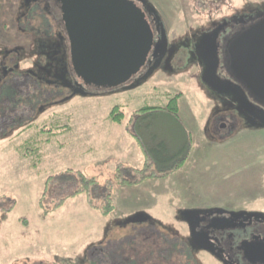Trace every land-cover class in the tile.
<instances>
[{"label":"rangeland","instance_id":"obj_1","mask_svg":"<svg viewBox=\"0 0 264 264\" xmlns=\"http://www.w3.org/2000/svg\"><path fill=\"white\" fill-rule=\"evenodd\" d=\"M148 1L164 22L169 44L232 12L264 7V0ZM17 2L0 0V42H4L0 48L17 41L11 30ZM171 67H161L131 89H96L39 111L43 97L33 88L16 86L18 94L10 96L14 102L0 115V264H129L128 244L138 239L139 262L134 264H220L204 252L195 251L189 259L179 249L183 256L175 260L177 252L170 253L169 241L162 239L167 249H162L160 238L154 242L158 247L145 246L155 237L135 239L139 227L130 226L128 231L125 224L139 212L159 225L148 229L153 235L160 227L170 228L169 235H184L181 211L264 212V127H239L218 141L208 138L205 127L216 102L200 84V65L180 54ZM175 96L179 109L174 119L143 115L140 110L152 105L166 110L167 101ZM115 105L124 123L139 106L142 148L158 150L168 160L152 168L170 174L139 183V195L126 194L127 184L120 183L110 168L112 155L119 150L112 149L114 141L104 134V123ZM182 128L190 137V149L185 163L174 170ZM92 131H96L95 151L89 150ZM83 177L95 179V185L73 195L84 186ZM128 177L136 180V175Z\"/></svg>","mask_w":264,"mask_h":264},{"label":"flooded vegetation","instance_id":"obj_2","mask_svg":"<svg viewBox=\"0 0 264 264\" xmlns=\"http://www.w3.org/2000/svg\"><path fill=\"white\" fill-rule=\"evenodd\" d=\"M67 1L18 0L11 25L13 39L17 41L10 46L1 45L0 48V106L3 107L0 108V115L7 105L14 102V98L10 96L11 93L18 94L15 89L20 84L33 88L38 96L43 97V103L37 106V111L45 106L49 107V105L71 100L77 95H88L92 90L104 89L85 83L72 68L71 57L76 50H73L71 40L86 41L87 30L75 28V26L70 29L66 18L88 17L91 12L78 11L72 14L66 8ZM130 1L140 5L146 12L154 41L141 69L125 84L113 89L122 90L123 86L135 79L149 73L150 76L154 75L161 67L171 70L174 57L184 54L190 61H196L200 65V84L216 102L209 114L205 135L218 141L239 127L255 129V125L252 124L259 116L258 108L264 109V107L256 103L245 87L231 76L227 68L225 46L226 40L232 34L264 17V7L263 10L240 9L232 12L228 17L210 22L205 29H201L193 36L184 37L178 43L169 44L167 35L166 38L161 35L162 26L165 30L161 16L156 10L155 13L150 12L152 4L148 0H145V4L140 0ZM207 35L210 36L211 41L215 39L212 44L211 41L207 42V47L210 51L215 49L218 55V76L233 82L232 90L228 94L220 93L219 86L214 80L202 77L205 60H208L199 44L200 40ZM1 43L4 44V42ZM33 118L34 116L30 120ZM210 209L212 214H197L189 221L179 215L185 225L184 235L177 231L169 235L167 230L170 228L167 227H160L162 232L159 229L153 235V232L148 229L159 225L152 218H146L141 222L125 221V224L134 226L135 230L139 227L140 233L138 235L135 231V239L139 236L143 240H148V237L154 236L153 243L159 238L166 239L176 245L177 249L184 252L189 259H192L191 254L196 251L210 255L220 264H252L244 256L243 248L245 245L264 243V212L220 209L221 213H218L216 210L219 208ZM151 230L154 229L151 228ZM202 247H209L214 253Z\"/></svg>","mask_w":264,"mask_h":264},{"label":"water","instance_id":"obj_3","mask_svg":"<svg viewBox=\"0 0 264 264\" xmlns=\"http://www.w3.org/2000/svg\"><path fill=\"white\" fill-rule=\"evenodd\" d=\"M140 1L143 4L146 2ZM66 8L72 14L78 11L91 12L88 17L66 18L70 29L75 26L87 30L86 41L71 40L73 50H76L71 57V65L85 83L97 88L113 89L125 84L141 69L154 39L146 12L140 5L130 0H68ZM150 12L155 13L154 7L151 6ZM161 35L166 38L163 26ZM211 40L207 35L199 44L208 60H205L202 77L214 80L220 93L228 94L233 82L218 76V55L215 49L210 51L207 47V42ZM213 42L215 39L210 43ZM225 52L231 76L245 87L256 103L264 107V17L232 34L226 40ZM148 76L150 73L123 86L122 90L139 85ZM258 109L259 116L252 125L262 128L264 109ZM219 210L216 211L219 213ZM205 213L212 214V209L185 210L181 211L180 216L189 221L191 217ZM146 218L150 217L137 213L127 221L141 222ZM202 248L214 253L209 247ZM243 251L252 264H264V243L245 245Z\"/></svg>","mask_w":264,"mask_h":264},{"label":"crops","instance_id":"obj_4","mask_svg":"<svg viewBox=\"0 0 264 264\" xmlns=\"http://www.w3.org/2000/svg\"><path fill=\"white\" fill-rule=\"evenodd\" d=\"M167 109L165 110L163 108H158V109L148 110L149 112H146V110L142 112L143 115L147 113H156L158 117H166L172 119L176 118V114L178 112L179 106L177 105L176 110L170 108ZM134 112H132L134 114H132L129 120L127 121L128 125L127 122L124 123L122 119L120 120V122H114L109 120L108 118L109 116H106L105 118L106 121L104 123L105 125L104 134L110 135V138L113 139L114 145L112 146V149L119 150L116 153L114 152V154L112 155L111 162L113 163L110 165V168L113 169L114 172L117 165L139 169V160L143 163V167L145 166L146 162H150V163L154 162V159H152L151 161L150 157L147 156L150 153L145 151L141 146V138L142 136H144V132H143L144 123H139V106L137 107V109L134 110ZM182 130L184 129L182 128ZM182 130H181L182 134H180L179 136L178 150L175 152V156H178L179 159L176 161V166L174 167V170H177L185 163L187 158L186 153L190 149V137L188 134H186L185 130L184 132ZM94 133H96V131H92L89 138L90 151H95L94 144H92V141L95 138ZM105 140H107L106 135H105ZM105 144L107 147L111 146L110 141H109V145H107V141L105 142ZM133 174L136 175V179L139 178L138 176L139 174L136 173ZM133 174L131 173L130 176H135ZM123 187H126L127 189L125 190L127 192L126 194L130 195L131 193L134 192V194L139 195L138 181L134 184L125 185ZM129 230H130V226H128V231Z\"/></svg>","mask_w":264,"mask_h":264},{"label":"trees","instance_id":"obj_5","mask_svg":"<svg viewBox=\"0 0 264 264\" xmlns=\"http://www.w3.org/2000/svg\"><path fill=\"white\" fill-rule=\"evenodd\" d=\"M176 96L175 97H171L169 98V100L167 101V106L166 108H170V109H173V110H176ZM119 106L118 105H115L113 106L110 111H109V118L111 121H114V122H120V120L122 119L121 116L123 115L122 112L119 110L118 108ZM158 108H164V107H152V106H146L144 108H141L140 110H153V109H158ZM120 111V112H119ZM154 150V149H153ZM146 150L147 152H149L150 154H152V157L154 158V162L150 163V162H146L145 163V166L143 168H139V169H135V168H130V167H125V166H121V165H117L116 166V177L117 179H119L120 183L122 184H127V185H130V184H134L136 183L137 181L139 183L143 182L145 179H149V178H160V177H165L167 175L170 174V171H163L161 169H157L156 168H152V167H155L157 163L159 164H165V162H167L168 160H165V159H162L160 155V153H157L158 150ZM184 159V158H183ZM178 163V162H177ZM176 166V162H175V165L174 167ZM152 168V170L150 169V171L148 170L149 168ZM131 173H136V174H139V178H137L136 180L132 181V180H129V175H131ZM135 175V174H133ZM83 182H84V186L81 187L79 190H76L74 191L73 195H77L79 193L82 192V189H87L88 185L89 184H94L96 183V180L95 179H87L85 177L82 178ZM106 196V200H109L110 199V194L107 193L105 194ZM88 205L91 209H94L95 206L92 205V202L90 200H88ZM160 244H162V249H167L166 247H168V243H165L163 244L162 243V240L159 241ZM158 243V242H157ZM157 243H153V242H149L147 243L145 246H154L155 244ZM129 245V248H128V251H127V255H129V258H132V262L130 263L129 260H128V263L129 264H134V261H138L139 262V247H140V244H139V239L137 241H133L131 244H128ZM155 247H158V244L155 246ZM170 253L172 254H175V252H177V246L170 243ZM157 249V248H156ZM158 255V254H157ZM183 255H179V253L177 252L176 253V259H178V257H182ZM184 256H185V253H184ZM161 257H164V256H161ZM166 259H168V255L166 257ZM126 264V263H125Z\"/></svg>","mask_w":264,"mask_h":264}]
</instances>
